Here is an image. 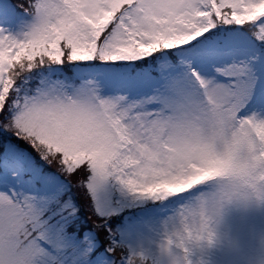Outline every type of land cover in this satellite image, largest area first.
Here are the masks:
<instances>
[{
  "label": "snow or ice",
  "instance_id": "obj_1",
  "mask_svg": "<svg viewBox=\"0 0 264 264\" xmlns=\"http://www.w3.org/2000/svg\"><path fill=\"white\" fill-rule=\"evenodd\" d=\"M224 178H264V0H0V264H140L117 218Z\"/></svg>",
  "mask_w": 264,
  "mask_h": 264
},
{
  "label": "rangeland",
  "instance_id": "obj_2",
  "mask_svg": "<svg viewBox=\"0 0 264 264\" xmlns=\"http://www.w3.org/2000/svg\"><path fill=\"white\" fill-rule=\"evenodd\" d=\"M215 182L201 192L180 203L177 207L163 210L164 205L155 211L127 213L117 226L121 239L130 249H143L147 259L159 264L153 241L161 220L174 215L184 204L193 201L201 193L214 190ZM164 208H166L164 206ZM194 264H264V200L258 198L238 201L226 206L217 227V237L211 246H205L193 256Z\"/></svg>",
  "mask_w": 264,
  "mask_h": 264
},
{
  "label": "clouds",
  "instance_id": "obj_3",
  "mask_svg": "<svg viewBox=\"0 0 264 264\" xmlns=\"http://www.w3.org/2000/svg\"><path fill=\"white\" fill-rule=\"evenodd\" d=\"M255 198L264 200V178L255 184L239 178L216 181L214 190L201 193L174 215L161 220L153 241L159 264H194L193 256L215 241L226 206ZM140 251L147 259L146 252Z\"/></svg>",
  "mask_w": 264,
  "mask_h": 264
}]
</instances>
